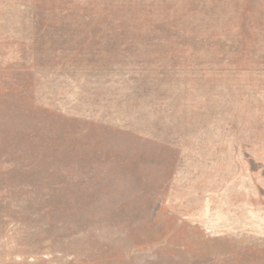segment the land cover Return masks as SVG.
<instances>
[{"label": "rangeland", "instance_id": "rangeland-1", "mask_svg": "<svg viewBox=\"0 0 264 264\" xmlns=\"http://www.w3.org/2000/svg\"><path fill=\"white\" fill-rule=\"evenodd\" d=\"M0 264H264V0H0Z\"/></svg>", "mask_w": 264, "mask_h": 264}]
</instances>
